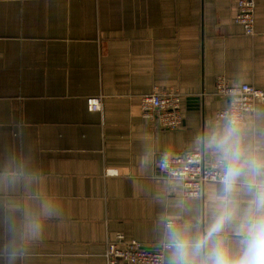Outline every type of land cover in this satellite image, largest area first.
I'll use <instances>...</instances> for the list:
<instances>
[{
    "label": "crops",
    "instance_id": "obj_1",
    "mask_svg": "<svg viewBox=\"0 0 264 264\" xmlns=\"http://www.w3.org/2000/svg\"><path fill=\"white\" fill-rule=\"evenodd\" d=\"M237 2L0 0V264H107L116 233L153 247L169 229L200 242L194 264L217 246L240 258L264 217V103L241 124L216 121L228 98L215 81L264 89V0L251 35ZM154 90L181 94L177 129L143 115ZM226 137L260 169L198 197L158 169L189 149L223 157Z\"/></svg>",
    "mask_w": 264,
    "mask_h": 264
},
{
    "label": "built area",
    "instance_id": "obj_2",
    "mask_svg": "<svg viewBox=\"0 0 264 264\" xmlns=\"http://www.w3.org/2000/svg\"><path fill=\"white\" fill-rule=\"evenodd\" d=\"M235 22L241 24L246 34L255 33L256 0H238ZM216 93L228 98V104L215 112L216 121L241 124L257 103H264V89L249 83L232 85L224 75L215 81ZM181 94L174 90H154L142 95V112L149 119L157 120L161 127L177 129L182 125ZM91 110H100L101 96L88 98ZM158 169L168 177L178 179L184 195L198 197L207 182H224L225 161L222 157L207 159L201 149H189L175 155L164 156ZM110 173H114L112 169ZM171 222V221H169ZM165 244L147 247L136 239H126L116 233L106 241L107 264H165Z\"/></svg>",
    "mask_w": 264,
    "mask_h": 264
},
{
    "label": "clouds",
    "instance_id": "obj_3",
    "mask_svg": "<svg viewBox=\"0 0 264 264\" xmlns=\"http://www.w3.org/2000/svg\"><path fill=\"white\" fill-rule=\"evenodd\" d=\"M235 132H230V136ZM229 137L219 142L218 147L222 150L225 161L224 183L231 186L238 177L243 166L247 164L254 172L261 167L256 161H243L242 153L238 146L229 145ZM258 206L264 207V195L258 198ZM221 224H216L212 231L220 230ZM35 234V230L33 231ZM170 250L168 264H194V257L200 253V242L192 243L187 240L178 230L169 229L164 245ZM20 254V250L13 249L10 252V260ZM207 264H264V217L256 221L248 235L245 237L243 254L236 261H232L220 246L215 247L208 254Z\"/></svg>",
    "mask_w": 264,
    "mask_h": 264
}]
</instances>
